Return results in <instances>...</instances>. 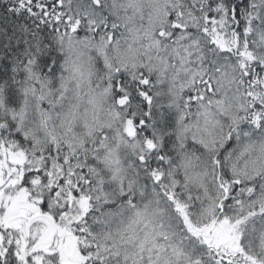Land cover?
<instances>
[{
  "label": "snow or ice",
  "instance_id": "1",
  "mask_svg": "<svg viewBox=\"0 0 264 264\" xmlns=\"http://www.w3.org/2000/svg\"><path fill=\"white\" fill-rule=\"evenodd\" d=\"M0 264H264V0H0Z\"/></svg>",
  "mask_w": 264,
  "mask_h": 264
}]
</instances>
